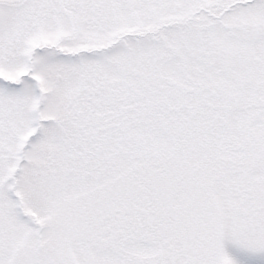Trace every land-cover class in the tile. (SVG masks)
<instances>
[{"label": "snow or ice", "instance_id": "snow-or-ice-1", "mask_svg": "<svg viewBox=\"0 0 264 264\" xmlns=\"http://www.w3.org/2000/svg\"><path fill=\"white\" fill-rule=\"evenodd\" d=\"M0 264H264V0H0Z\"/></svg>", "mask_w": 264, "mask_h": 264}]
</instances>
